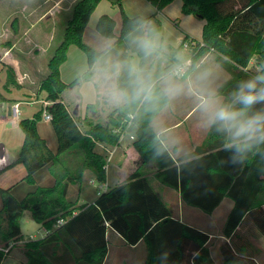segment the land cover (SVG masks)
<instances>
[{
	"label": "trees",
	"instance_id": "obj_1",
	"mask_svg": "<svg viewBox=\"0 0 264 264\" xmlns=\"http://www.w3.org/2000/svg\"><path fill=\"white\" fill-rule=\"evenodd\" d=\"M121 1H114L121 7L120 26L116 18L106 13L96 23V30L117 44L122 42L131 17ZM147 1L158 11L174 0ZM100 2L76 0L71 6L61 40L48 59V72L40 79L39 90L47 92L48 104L33 117L19 120L24 131L23 143L16 157L0 173L23 164L27 170L23 180L36 184L37 171L48 165L55 182L39 185L22 198L12 192V186H0V264L12 247L26 240L20 225L25 210L49 231L43 238L24 241L26 264H103L108 252V229L117 231L128 244L143 241L147 248L144 264H217L209 246V232L176 217L140 169L108 187L92 203L78 205V199L69 197L70 186H81L87 172L92 179L107 180V161L97 151V142L117 145L129 121L135 135L133 146L140 159L144 163L154 162L155 178L179 191L187 205L211 214L225 197L233 200L221 232L228 239L219 247L224 264H259L250 253L246 239L264 237V172L261 171L264 164L253 160L245 166L233 165L230 153L222 150L219 142L212 144L218 147L216 151L203 153L202 147L197 148L200 159L182 169L170 160L152 161L151 134L146 120L137 126L116 110L109 112L104 123L90 116L82 118L63 99L62 93L76 84L77 77L69 83L63 81L61 65L73 44L87 54L88 62L92 59L96 48L85 41V30ZM182 12L206 20L201 38L205 45L194 51L193 62L211 48L241 68L257 58L264 59V0H183ZM151 16L161 31L157 12ZM187 40L198 39L185 34L178 47H170L178 51ZM6 66L4 87L20 86L14 67ZM94 107L88 104L89 109ZM44 111L51 115L56 150L38 129ZM60 219L64 222L55 226ZM162 253H167L163 262L159 259Z\"/></svg>",
	"mask_w": 264,
	"mask_h": 264
},
{
	"label": "clouds",
	"instance_id": "obj_2",
	"mask_svg": "<svg viewBox=\"0 0 264 264\" xmlns=\"http://www.w3.org/2000/svg\"><path fill=\"white\" fill-rule=\"evenodd\" d=\"M220 67L174 51L149 12L142 11L129 18L120 44L106 39L79 68L76 91L93 106L123 112L137 126L146 120L152 161L170 160L182 169L200 159L166 123L177 102L187 99L199 126L217 135L233 165L264 164V59L254 60L227 95L216 85ZM159 259L165 261L167 253Z\"/></svg>",
	"mask_w": 264,
	"mask_h": 264
},
{
	"label": "rangeland",
	"instance_id": "obj_3",
	"mask_svg": "<svg viewBox=\"0 0 264 264\" xmlns=\"http://www.w3.org/2000/svg\"><path fill=\"white\" fill-rule=\"evenodd\" d=\"M76 0H0V66L5 72L4 78H0V92H3L9 99L20 103V113L18 118L10 117V120H2L0 118V147L1 145L7 149L8 152L18 151L24 140V131L14 120L22 118H31L36 112L44 108L47 104V92L39 90L40 79L45 77L48 72L47 62L50 55L53 53L56 46L61 40L63 30L66 26L67 20L70 16L71 6ZM117 0H101L96 10L91 15L86 31L85 41L97 48L106 37L99 35L95 26L102 14H109L117 19L118 25L121 24V7ZM122 8L129 16H133L142 11H148L153 15L155 7L147 0H122ZM148 3L153 7H148ZM183 0H174V2L166 9L165 13L158 14L161 20V33L167 39L170 45L178 47L181 43V36H184L182 29L188 31L193 37L201 36V29L205 20H201L193 14L182 15L181 5ZM181 19V24H180ZM196 37V38H197ZM199 39V38H197ZM180 48L178 51L184 53ZM189 55L188 52L184 53ZM88 62L87 54L77 45H71L68 52V59L61 66V78L63 81L69 83L77 77L79 68ZM6 65L15 67L17 79L21 83L20 86H9L4 88L7 73ZM65 101L71 105V109L75 111L76 105H80V115L85 116L92 110L102 109L99 106L88 109V102L82 100L76 91V84L68 87L62 93ZM1 100V98H0ZM11 100H8L10 102ZM7 101V100H6ZM16 102H13V104ZM88 109V110H87ZM110 110H100V114L95 121L106 122V117ZM46 111L43 112V118L38 122L40 132L47 138L48 142L57 148V137L49 119L45 118ZM76 113V112H75ZM6 114L0 108V115ZM125 136L123 141L129 142L135 140L132 127L123 131ZM133 136V137H132ZM44 137V138H45ZM131 137V138H129ZM129 145H133V143ZM112 145H107L99 142L97 151L102 153L107 161V180L101 182L95 178L90 182L91 174L87 172L81 182V186L85 187L86 197L78 198L81 186L79 184H72L69 190V197L78 199V205L84 204L87 201L96 199L108 187H113L120 180H123L128 174L126 170L133 171L135 161L130 157L128 167L116 165L115 155H111L114 151ZM151 163V162H150ZM155 164V163H154ZM129 168V169H128ZM147 172L151 174V183L155 184L160 195L173 208L174 215H179L181 208L178 207L179 194L173 189L165 188L160 182L153 177V167H146ZM45 170V169H44ZM26 168L23 164L12 170L0 175V186L8 188L12 186V192L18 197L22 198L26 191H31L37 186H46L49 184L43 180V176L39 174L36 178V184H29L26 181H21V178L26 174ZM129 172V173H130ZM154 182V183H153ZM154 186V185H153ZM2 207V200L0 197V208ZM222 207V206H221ZM224 207L217 211L214 215H205L198 210L187 211L186 220L195 223L207 231H212L217 235L213 238L212 244L215 252L213 253L217 264H224L221 261L218 253V242L221 238L218 236L222 232L223 223L225 221ZM20 225L25 239H39L44 234V227L36 222L29 210H25L21 219ZM17 244L15 247H18ZM139 254V253H137ZM135 253V256L138 257ZM218 254V255H217ZM136 264V263H133Z\"/></svg>",
	"mask_w": 264,
	"mask_h": 264
},
{
	"label": "crops",
	"instance_id": "obj_4",
	"mask_svg": "<svg viewBox=\"0 0 264 264\" xmlns=\"http://www.w3.org/2000/svg\"><path fill=\"white\" fill-rule=\"evenodd\" d=\"M172 3L168 4L162 10L156 11V8H155V11L157 12V16H158V14L165 13L166 9ZM182 5H181V12H182ZM182 15H190V14H185V13L182 12ZM194 16H196V15H194ZM196 17H198V16H196ZM198 18L201 19V20H205V19H202L200 17H198ZM180 24H181V19H180ZM204 24L205 23H203V25ZM203 25H202V29H203ZM95 28H96V26H95ZM87 29H88V25H87V28L85 30V38H86ZM202 29H201V36L197 37L196 35H194V37H197V38L201 39L202 38ZM182 30L184 32V36H185V34H189L190 36H192L185 29H182ZM99 35H101V34L99 33ZM184 36L182 35L181 38L183 39ZM182 39H181V41H182ZM172 47H174V46H172ZM174 48H176V47H174ZM181 48L183 49L182 51L184 53L188 52V54H189L188 56L191 57V53L188 50H186L184 47H181ZM0 54H2V53H0ZM1 58L2 57L0 55V60L3 59V58L2 59ZM67 59H68V57H67ZM253 61L254 60H252L246 68H241V67H237L234 63H232L226 57H220L217 53H215L213 51H208L207 53L202 55L198 59V61L196 63H198V64H206V63H209V62H216L219 66H221L219 68V72L217 74L216 85L220 88V90H221V92L223 94L227 95L231 91V89L234 87L236 81L239 80L240 78L244 77L246 75V72L248 73V69L251 68ZM0 69H1V66H0ZM14 69H15V67H14ZM4 74H5V72L0 70V78H1V76L4 78ZM16 77H17V74H16ZM17 81L19 82L18 79H17ZM4 85H5V83H4ZM4 85H3V87H4ZM20 85H21V83H20ZM0 98H1V100H0V108H2L3 111H5V113H6V114L0 115V118L2 120H5V121L10 120V117H14L12 112H11V106L13 105V102H17V101H13V100L9 99L3 92H0ZM8 100H11V101L8 102ZM89 104H91V103H89ZM70 107H71V105H70ZM100 110H104V109L102 108ZM100 110L99 109H97L95 111L92 110L90 113L88 112L84 117L90 116L94 120H96L98 118L99 114H100V112H99ZM111 111L112 110H110L109 112H111ZM75 112H76V114L78 116H81L80 115V105H79V103L76 105ZM109 112H108V114H109ZM81 117L84 118L83 116H81ZM14 118H18V117H14ZM19 120L20 119H16L14 121H15L16 124H18ZM166 123L169 126V128L173 130V134L180 138V140H181L183 145H186L189 148L194 149L195 151H196L197 148H201V147L203 149V151H202L203 153L216 151L218 149V147H213L212 144L216 143V142H219L221 144V141L219 140V138L217 137V135L214 132H207L206 130L202 129L199 126V124L197 122V117L195 115L194 104L190 100L182 99V100L178 101L177 104H176L175 109L171 113H169L167 115ZM129 129H130V127L128 128V130ZM39 132H40V129H39ZM40 134L43 137H45L41 132H40ZM125 135H126L125 133L122 134L121 139H120V141H119V143L117 145H112V146H115V147H114V151H111V155H113V154L115 155L116 165H119L120 167H123L124 163H125V167H128L129 166L128 163H129L130 157H131L135 161V167H134L132 172H134L137 169H140V170H142L145 173V171L147 170L146 167H153L154 173H153V177L152 178H155L154 174L157 171L156 164H154V162L144 163L140 159V156L137 153V151L135 150L134 146L133 145H129V143L131 141L130 142H129V140H127L125 142L123 141L124 137L125 138L127 137V139H128V136H125ZM129 138H131V137H129ZM45 139H46L48 145L53 150L57 149V148H54L53 145L48 142L46 137H45ZM98 143L99 142H97V145H98ZM132 143H133V141L131 142V144ZM97 145H96V147H97ZM107 145L108 144H105V146H107ZM17 152L18 151L8 152L7 149L4 148V146L1 145V147H0V170L3 167H5L7 164H9L16 157ZM17 166H18V164L16 166H14V167H12L10 169H7L4 172L0 173V175L6 173L9 170H12V169L16 168ZM126 171H127L128 175L124 179H126L132 173V172H130V170L129 171L126 170ZM39 174H41L43 176V180L45 182L49 183V184H45L46 186L53 185V183L55 182V179H54L53 175L50 173L48 165L42 167L40 170L37 171L36 178H37V176ZM145 174L149 178H151V176H152L149 173H145ZM24 176L21 178V181H25V180H23ZM123 180H120L119 182H121ZM156 180L158 182H160L158 179H156ZM91 181H92V178H90V182ZM153 185H154L155 189L157 190L155 184H153ZM163 186L165 188H168V189H173V188L165 186V185H163ZM173 190L177 191L176 189H173ZM27 192H29V191H26V193ZM177 192L179 194L177 205H178L179 208H181V210H180L179 215L178 216L175 215V216L180 218L181 220H184L187 223H189V224H191V225L203 230V231L209 232V234H210L209 246L211 248L212 255H213L215 250L213 249L214 245L212 244V240L217 235H215V233H213L212 231H207V230H205V229H203L201 227H198L197 225H195V223H192V222L186 220V216H187L188 213L185 210V208H188V209H190L192 211H194V210L195 211L196 210L201 211V210H199L196 207H192V206L187 205L183 201L180 192L179 191H177ZM85 193H86L85 187L83 188L81 186L78 198H81V197H86L87 198V195H85ZM94 200L87 201L85 203H92V202H94ZM232 205H233V200L231 198H229V197H225L223 199V201L221 202V204L211 214L204 213L203 211H201V212L204 213L205 215H214L217 211L221 210L222 207H224L223 209H224V215H225V221H226V218H227V216L229 214L230 209L232 208ZM225 221L223 223V226L225 224ZM246 229H247V226L242 228V231H245ZM46 235H47V233H46V231L44 229V234H43V236L41 238L45 237ZM218 236L221 238V241L218 242L217 249H218V253L220 255L221 261H223V258H222V255L220 253L219 247H220V245L222 243L226 242L228 239H226L221 234H219ZM106 238H107L108 252H107V255L105 257V260H104L103 264H133V263L144 264L145 259H146V255H147V248H146V244L143 241H140L139 243L134 244V245L128 244L125 241V239L117 231H115L114 229H108ZM24 241H26V240H22V241L18 242L17 244H20L18 247H15L17 245L16 244L14 247H12L10 249V251H9L6 259L4 260L3 264H26L27 263V256H26V252H25V242ZM246 241H247V245H248L247 247L251 251L250 253L254 256V259L257 260V262L259 264H264V237H262V236H250V237H247ZM135 253L136 254L139 253V254H137L138 257L135 256ZM216 263H217V261H216Z\"/></svg>",
	"mask_w": 264,
	"mask_h": 264
},
{
	"label": "built area",
	"instance_id": "obj_5",
	"mask_svg": "<svg viewBox=\"0 0 264 264\" xmlns=\"http://www.w3.org/2000/svg\"><path fill=\"white\" fill-rule=\"evenodd\" d=\"M204 45H205V43H204V41H202V39H198V40H187V41H185L183 43V47L191 53V57H190L191 59H192V54L194 53V51L196 49H198V48H201ZM212 50L213 49L211 48L209 51H212ZM46 103L48 104V101ZM11 112H12V114H13L14 117H18L19 116V113H20V103L19 102H16V103H14L11 106ZM45 118L50 120L51 115L48 112H46L45 113ZM130 125H131V121H129V125L128 126L130 127ZM128 126H127V128H129ZM63 222H64V220L63 219H60V220L57 221V223L55 224V226H59ZM45 231H46L47 234L49 233L48 230L45 229Z\"/></svg>",
	"mask_w": 264,
	"mask_h": 264
}]
</instances>
